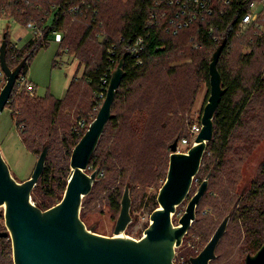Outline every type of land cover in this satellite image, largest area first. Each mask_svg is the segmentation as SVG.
<instances>
[{"label":"rangeland","instance_id":"rangeland-1","mask_svg":"<svg viewBox=\"0 0 264 264\" xmlns=\"http://www.w3.org/2000/svg\"><path fill=\"white\" fill-rule=\"evenodd\" d=\"M256 27L252 25L235 28L232 42L227 47L225 56L221 58L226 69L241 68L249 79V83L250 78L258 74H261L264 80V26ZM22 30V26L13 18L1 19L0 44L7 31L9 40L12 43L16 42L18 47L22 48L29 38L35 35L34 32H29L25 38L19 39L17 33ZM113 31L110 32L113 33ZM53 37L52 35L47 46L41 47L34 54L28 66L26 78L34 84L35 90L27 92L22 84L16 83L11 95L12 100H9L0 113V149L12 175L20 182L31 176L43 149L41 145L44 141H48V137L43 142L40 141L37 131L48 124L49 118L53 117V114L50 116L48 112L52 109V103H50L47 105L50 110L43 111L42 117L34 119V110L26 107L24 98H43L51 94L57 99H63L71 78L78 77L79 81L87 68L73 54L69 55L65 52L60 55L61 43L56 42ZM101 38L102 35L99 36V39ZM91 47V50H95L96 53H91L90 65L95 63L100 50V47L94 44ZM189 53L190 49L187 45L173 50L165 60L159 62V69L163 70L159 74L174 70L175 75L166 76L163 80L159 77L150 79L152 85L160 82L163 84L164 106L166 104L174 108L176 112L178 111L171 122L169 120L159 122L160 116L155 109H151L153 112L150 113L134 112L128 123V127L134 129L132 132L129 128L123 129L114 137L115 130L111 125L108 136L99 148L96 147L93 153L95 167L89 165L87 172L92 173L99 168L100 176L91 192L84 197L81 208L84 222L88 228H94L95 232L107 236L113 235L125 187L129 184L132 222L125 233L136 239L141 238L150 223L151 213L159 207L158 194L167 177L171 154L170 144L180 132L178 124L184 127L181 138L185 137L189 142L187 145H182L181 149L187 152L193 145L197 136L194 128L201 126V116L210 96V83L206 81L203 72L200 71L198 74L194 72L201 51L192 50V53L196 55L193 58H190ZM184 70L188 73H184ZM20 75H24L23 69ZM5 83L6 76H0V91ZM82 86L88 90L84 85ZM93 99V97L88 99V104L80 113H77V110L71 111L68 107L62 109L60 117L57 118L58 125L53 126L54 129L59 127V133L52 137L50 152L46 159L53 177H49L50 183L47 181L42 184L40 196L49 198V192L54 188L57 195L50 201L54 204L58 203L64 194L63 189L55 187V178L61 168H70L71 159V155L68 158L63 156L64 148L60 140L64 134H70L71 128L80 118L86 117L90 122L95 118L99 110L95 108L92 117L90 116ZM262 99L263 97L257 98L256 104L259 105ZM23 118H26L29 127L33 124V129L30 127L31 130L29 129L30 131L25 135V123L18 122ZM259 118L261 115L255 108L248 110L244 119L245 123L236 129L222 163H218L211 152L206 153L207 159L204 163L202 159L200 170L187 198L178 206L173 216L175 224L179 223L189 200L202 181L209 173L213 177L210 178L208 189L198 204L194 222L184 236L182 244L176 248V264H191V257L197 256L204 249L218 226L229 214L231 215L227 229L216 248V257L210 264H245L246 256L249 253H256L264 243V234L253 236L254 232L249 229L256 227L264 232V214L260 217L255 215L257 222H253V217L244 220L238 213L245 204L253 203L256 207L260 204L259 199L253 201L250 195L264 161V135L261 138L257 136L248 149L243 146L250 138L249 133L264 125V114L262 124L254 122ZM121 123L123 124V121ZM157 124L160 128L154 126ZM112 196L113 203L115 199L118 200L120 204L118 208L113 205ZM33 201L36 202L34 199ZM6 230L8 229L5 224L4 207H0V232ZM0 264H14L11 238L0 236Z\"/></svg>","mask_w":264,"mask_h":264},{"label":"trees","instance_id":"trees-1","mask_svg":"<svg viewBox=\"0 0 264 264\" xmlns=\"http://www.w3.org/2000/svg\"><path fill=\"white\" fill-rule=\"evenodd\" d=\"M55 2L60 6L59 11L54 16L52 23L43 29L41 37L30 39L22 48H14L9 40L8 32L4 33L8 42L7 62L13 67V64H18L23 58H26L27 61L23 67L24 74L27 73L34 54L41 47L48 45L50 38L55 35L54 32L56 31L62 34L60 41L61 52L59 54L62 55L65 52L69 55L73 54L80 59V63L85 64L87 67L79 81L78 77L73 76L71 78L67 93L63 99H57L51 94L43 98H24L26 107L34 110V119L35 117H42L43 111L50 110L47 105L52 103V109L48 112L50 116L53 114V117L49 118L48 124L37 131L40 141L43 142L48 137L47 142L41 143L42 148L48 145V153L50 152L52 137L59 133V127L54 129L53 126L58 125L57 118L60 117L62 109L68 107L71 111L77 110L76 112L80 113L83 110L82 108H85L88 104V99L93 97L95 100H91L93 109L90 116L92 117L93 110L96 108L98 111L105 99L111 77L110 74L116 68L123 55H125V75L112 105V116L106 124L97 148L108 136L111 125L115 130L114 137L119 135L123 129H128L129 120L134 112L150 113L153 112L151 109H155L160 116L159 122L162 120L171 122L178 111L176 112L174 108L166 104L164 106L163 97L165 91L163 84L160 82L152 85L150 79L159 77V79L163 80L166 76L175 75L174 70L170 73L159 74L163 71L159 69V62L165 60L173 50H177L182 45H187L190 49V58L196 57L192 50L201 51L200 58H198L196 64L197 68H195L194 72L195 74L200 71L203 72L206 81L210 83L209 60L220 43L225 40V46L218 61V70L221 74L222 86L225 91L214 116V136L208 142L203 156V163L207 159L206 153L208 152L212 153V157H216L218 163L223 162L235 131L245 123L244 119L249 109L255 108L260 113L261 118L255 119L254 122L262 124L264 80L261 74L251 77L250 83H252L250 84L249 79L244 75L241 68L228 70L221 61V58L225 56L227 47L232 42L235 28L238 27L240 18L247 9L245 4L236 3L227 7L221 5L215 16L203 22H196L176 34L167 31V21L161 16L162 11L170 7L156 5L155 0H0V19L13 18L22 26L34 23L41 27L47 23L49 17L47 12L51 11V5ZM77 5L80 8L76 10V13L69 11L70 7ZM152 15H155V17H152ZM210 26L212 28L211 31L209 30ZM112 30H114L113 33L110 32ZM100 35H102L101 39H99ZM140 36L146 38L148 45L142 53L143 63L137 64L135 57L127 52L126 47L133 44ZM216 36L219 37L218 40H215ZM92 44L98 48L100 47V50L97 60L90 65L92 63L91 53H96L95 50H91ZM185 72L188 73L187 70H184ZM103 78L107 80L106 83L103 82ZM82 85L88 90L83 88ZM102 93H104V97H101ZM259 97H263V99L257 105L256 100ZM10 100H12L11 97ZM83 119L90 123V120L86 117ZM21 121L26 126V129H24L25 135L31 130V125L30 127L28 126L26 118L18 120V122ZM122 121L123 124L121 123ZM154 126L160 128L158 124ZM177 127H179L178 131L180 132L173 142L176 139H182L181 133L184 127L182 124H178ZM31 128L33 129V124ZM86 130L84 129L82 132L77 133L71 128L70 134L63 135L60 140L64 148L63 156L70 157L73 148ZM129 130L132 132L134 129L129 128ZM263 135L264 125L252 130L248 135L250 137L248 142L244 143L243 146L248 149V146L253 144L257 136L261 138ZM94 160L95 155L90 160L89 165H92V167H95ZM69 171L70 168H61L55 178V187L63 189L62 192L66 188ZM98 176H100V170ZM49 177L53 176L50 165L46 164L38 184L32 191V198L42 209L50 208L56 204L50 202L57 195L54 188L50 190L49 198H41L40 196L42 184L47 181L50 183ZM211 177H213L212 174L210 175ZM250 197H252L253 201L259 199L260 204H257V207L253 203L251 205L245 204L238 210V213L244 220L253 217V222H257L255 215L260 217L264 214V161L260 166L258 177L254 181ZM113 205L117 208L120 206L117 199H115ZM81 216L83 219V214ZM249 229L254 232L253 236H262L264 234L263 230H259L256 227Z\"/></svg>","mask_w":264,"mask_h":264},{"label":"water","instance_id":"water-1","mask_svg":"<svg viewBox=\"0 0 264 264\" xmlns=\"http://www.w3.org/2000/svg\"><path fill=\"white\" fill-rule=\"evenodd\" d=\"M7 38L0 44V66L6 83L0 91V113L10 100L20 72L27 59L16 66L7 62ZM225 46L223 40L214 51L210 63V96L201 116V129L187 152L178 151L176 139L171 145L167 177L158 194L159 207L150 216V223L141 238L125 232L132 222L129 184L121 200L120 214L112 236L88 228L81 216L83 199L97 182L99 168L87 169L106 124L112 116V105L125 75L123 55L112 71L106 97L95 118L73 148L70 174L61 200L42 209L32 199V191L44 172L48 145L41 151L31 176L20 182L11 173L0 149V207H4L6 231L1 237L12 240L14 264H176V248L196 218L198 204L209 186L211 173L202 181L188 202L184 214L175 224L173 216L187 198L200 170L208 142L214 136V116L224 94L218 61ZM227 215L204 249L191 264H210L230 219ZM245 264H264V243L245 258Z\"/></svg>","mask_w":264,"mask_h":264},{"label":"built area","instance_id":"built-area-1","mask_svg":"<svg viewBox=\"0 0 264 264\" xmlns=\"http://www.w3.org/2000/svg\"><path fill=\"white\" fill-rule=\"evenodd\" d=\"M155 2L156 5H165L166 7H170L165 8L162 11L161 16L167 21V31L172 32L174 34L187 27H190L191 25H194L196 22H203L206 21L208 18L215 16L217 10L221 8V5L227 7L235 5L236 3H243V5L245 4V6L247 7L245 13L240 18V21L238 23L239 27L244 28L255 25L261 28L264 26V0H155ZM59 8L60 6L57 2L51 5V11L47 12V14H49L47 23L41 27L35 25L34 23H29L26 26L21 25L22 28L25 30V34L29 32H34L35 35L33 38H36V36L41 37L43 29H45L46 26L52 23L54 16L59 11ZM79 8V5L73 6L69 8V11L76 13V10H78ZM152 17H155V15H152ZM211 29L212 28L210 26L209 30L211 31ZM54 33V40L56 42H60L62 39V34L58 31ZM218 38L219 37L216 36L215 40H218ZM12 45L14 48H19L16 42L12 43ZM147 45L148 42L146 38L144 36H140L134 41L133 44L127 46L126 50L130 53L131 56L135 57L137 64H142V53L147 48ZM4 75L5 73L0 66V76L4 77ZM102 80L104 83L107 82V80L104 78ZM16 83L20 85L22 84V86L27 92H33L35 90L34 84L26 78V74L20 75ZM101 97H104V93L101 94ZM88 126L89 125L86 123V120L80 118L77 124L73 126L72 129L77 133H80L82 130L87 129ZM200 129L201 126H195L194 133L198 134ZM188 143L189 142L187 138H182L181 140H179L178 151L186 152L181 149V146L187 145Z\"/></svg>","mask_w":264,"mask_h":264},{"label":"crops","instance_id":"crops-1","mask_svg":"<svg viewBox=\"0 0 264 264\" xmlns=\"http://www.w3.org/2000/svg\"><path fill=\"white\" fill-rule=\"evenodd\" d=\"M25 30L23 29L22 30V32H20V33H17V36H18V38L19 39H21V38H25L26 37V34H25V32H24ZM31 38H29V40H30ZM18 45V44H17ZM20 48V47H19Z\"/></svg>","mask_w":264,"mask_h":264}]
</instances>
